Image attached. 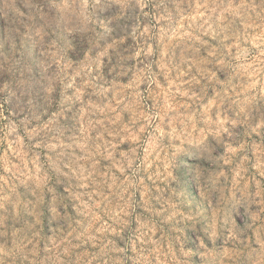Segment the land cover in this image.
<instances>
[{"label": "clouds", "instance_id": "clouds-1", "mask_svg": "<svg viewBox=\"0 0 264 264\" xmlns=\"http://www.w3.org/2000/svg\"><path fill=\"white\" fill-rule=\"evenodd\" d=\"M0 264H264V0H0Z\"/></svg>", "mask_w": 264, "mask_h": 264}]
</instances>
